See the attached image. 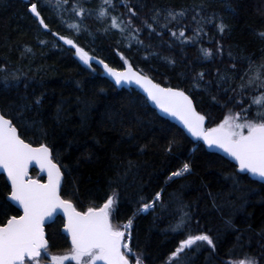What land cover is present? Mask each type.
Returning <instances> with one entry per match:
<instances>
[{
	"label": "trees",
	"instance_id": "16d2710c",
	"mask_svg": "<svg viewBox=\"0 0 264 264\" xmlns=\"http://www.w3.org/2000/svg\"><path fill=\"white\" fill-rule=\"evenodd\" d=\"M31 3L38 4L47 29L30 12ZM55 3L0 0V111L26 142L50 147L63 173L62 198L85 211L113 196V223L132 220L129 257L141 264H237L246 257L264 264V184L193 143L137 90L117 89L59 39H73L115 68L127 61L155 82L186 92L209 128L260 95L253 87L241 92L248 76H239L250 61L254 73L264 59V0H111L115 7L67 0L59 9ZM169 11L184 14L173 20ZM112 17L123 31L111 27ZM70 24H79V31ZM256 110L251 105L248 115ZM184 163L190 171L173 177ZM9 192L0 174V223L20 214ZM144 203L153 206L142 211ZM62 226L61 217L45 225L49 254L71 249ZM202 233L214 248L198 241L172 257L189 234ZM40 260L49 257L42 253Z\"/></svg>",
	"mask_w": 264,
	"mask_h": 264
},
{
	"label": "snow or ice",
	"instance_id": "6c2138e0",
	"mask_svg": "<svg viewBox=\"0 0 264 264\" xmlns=\"http://www.w3.org/2000/svg\"><path fill=\"white\" fill-rule=\"evenodd\" d=\"M66 3L67 0H56L55 6L59 9ZM103 5L115 7L111 0H103ZM29 10L38 18L40 25L46 29L49 27L41 17L37 3H31ZM83 11L80 9L78 14H82ZM107 14V9L102 6L99 16L104 17ZM183 14V12H168V16L173 20ZM69 27L76 31L80 29L79 24H70ZM111 27L120 28L117 17H112ZM217 27L223 33L226 25L221 22ZM120 30L123 31V28ZM180 35L183 36L184 33L181 32ZM260 35L264 38V33ZM59 39L75 48V54L79 60L91 67L93 57L84 48L77 46L73 39L65 36H60ZM27 51L30 52L31 49ZM202 51L205 56L212 55L210 50ZM99 63L114 79L116 85L122 83L139 85L157 107L181 121L192 136L203 139L210 147L216 146L222 149L238 163L240 171H247L264 179V59L256 65L254 73V62L250 61L244 74L239 76L241 81L244 80V76H248L247 82L239 85L241 92L253 87L254 90L260 91V95L251 98L249 108L241 106L239 112L230 109L220 123L209 128L204 126L206 117L196 111L193 100L184 91L172 87H161L147 76L134 71L127 61H125L127 67L123 71L110 67L103 60ZM200 76L202 78L203 74L201 73ZM4 84L5 87L8 86L7 77ZM33 103L40 105L41 99L38 97ZM239 104L243 105L242 99ZM251 105L257 106L254 116L248 115ZM24 107L27 108L28 105ZM33 161L42 171L47 172L46 183L29 177L28 168ZM0 168L7 173L8 180L11 182L8 200L18 203L23 209L22 215H13L7 219L6 223H0V264H40L42 253H47L49 248L45 236V221L57 210H62L66 219L64 230L71 237V250L63 256H51V264H64L68 260L75 261V264H97V262L130 264L129 256L133 253L125 239L126 233L127 238L131 239L129 230L132 227V220L129 219L123 226L113 223L115 198L109 196L100 206L90 205L85 211H78L71 199H64L61 196L63 173L60 166L53 162L50 147L46 144L33 147L31 143L25 142L18 134L13 120L8 118L4 111H0ZM189 171L190 165L184 163L180 170L172 173V176L179 177ZM160 195V192H157L155 199L159 200ZM152 206L153 204L144 203L141 210L147 211ZM198 241L215 247L209 235L189 234L180 242L172 253V257H177ZM136 264H141L138 258ZM237 264H257V262L254 257H246Z\"/></svg>",
	"mask_w": 264,
	"mask_h": 264
},
{
	"label": "water",
	"instance_id": "95a60500",
	"mask_svg": "<svg viewBox=\"0 0 264 264\" xmlns=\"http://www.w3.org/2000/svg\"><path fill=\"white\" fill-rule=\"evenodd\" d=\"M23 1H28V0H23ZM90 56L93 57V60L91 61V65H95L102 73L103 77H105L107 80H109L117 89H126V90H130V89H135L137 90L147 101L148 105L154 109L156 111V113L167 119L168 121H170L171 123L175 124L176 126H178L184 133L185 135L190 138V140L193 142V143H201L202 145H204L205 149L209 152H212V153H216L220 156H222L223 158H225L226 160H228L229 162H231L232 164L235 165L236 167V170L237 172L239 173H242V174H247L251 179L255 180V181H258L262 184H264V179L260 178L259 176H254L253 174L247 172V171H240L239 169V165L238 163L231 157L229 156L226 152H224L222 149H220L219 147H216V146H209L208 144H206L203 139H200V138H197V137H194L192 136V134L184 127V125L181 123V121H179L177 118L169 115L168 113H165L163 112L159 107H157V105L151 101L148 96H147V93L143 90V88H141L139 85L135 84V83H131V84H128V83H122L121 85H116L115 84V81L114 79L109 76L107 74V72L104 70V67L102 64L99 63L100 60H103L102 58H99L95 55H92V54H89ZM104 61V60H103ZM104 63L108 64L107 62L104 61ZM109 65V64H108ZM131 65V64H130ZM110 67H113L111 65H109ZM132 66V65H131ZM127 67V64L126 65H123V67L121 68H116L117 70H125V68ZM115 68V67H113ZM133 70L138 72V73H141L139 72L138 70H136L133 66H132ZM142 74V73H141ZM144 75V74H142ZM144 76H147V75H144ZM149 79H151L154 83L156 84H159L157 82H155L152 78H150L149 76H147ZM161 85V84H159ZM161 87H167V86H163L161 85ZM174 88V87H172ZM178 89V88H177ZM180 90V89H179ZM186 93V92H185ZM187 94V93H186ZM188 95V94H187ZM191 98V97H190ZM192 99V98H191ZM193 100V99H192ZM193 104H194V107L196 109L197 112H199L195 106V103L193 101ZM205 128H206V120H205ZM19 134V133H18ZM26 142V141H25ZM28 143V142H27ZM33 147H38V146H33ZM55 163V162H54ZM31 169H35L39 172V174L44 177V181H40L41 183H46L47 180H48V176H47V172L46 171H42L40 169V166L38 164L35 163V161H33L30 165H29V168H28V175H30V170ZM0 174L4 175L9 186H10V189H11V182L8 180V177H7V173L2 169L0 168ZM34 180V179H33ZM7 199H8V196H7ZM10 201V200H9ZM20 212L19 215H22L23 214V209L18 205V203L14 202V201H10ZM18 215V216H19ZM57 217H61L63 219V226H62V232L69 237L70 239V242H71V237L69 236V234L64 230V223L66 222V219L64 217V214L62 212V210H57L56 213H54V215L49 218L48 220L45 221V225L47 223H50L51 221H53L55 218ZM6 223V222H5Z\"/></svg>",
	"mask_w": 264,
	"mask_h": 264
},
{
	"label": "rangeland",
	"instance_id": "374dc122",
	"mask_svg": "<svg viewBox=\"0 0 264 264\" xmlns=\"http://www.w3.org/2000/svg\"><path fill=\"white\" fill-rule=\"evenodd\" d=\"M127 64H128V62H127ZM124 65H126L125 64V61H124ZM217 125V124H216ZM216 125H214V126H216ZM214 126H212V127H214ZM29 177H31V179H34V180H39V181H44V179H41V176L39 175V173L37 172V174H35V175H29ZM113 197V196H112ZM126 239H127V233H126ZM126 239H125V242H126ZM127 243V242H126ZM70 250L71 249H69L68 251H65V252H63V253H58V254H54L55 256H63V255H65V254H68L69 252H70ZM44 255H45V257L48 255V257H49V260L48 261H46V263L45 264H51V256H53V254H49L48 252L47 253H44ZM129 260H130V264H136V260L137 259H135V260H133L132 258H130L129 257ZM68 261H71V260H68ZM67 261H65L64 263H66ZM73 262H75V261H73ZM40 264H44V262H42V260H40ZM97 264H102V262H97Z\"/></svg>",
	"mask_w": 264,
	"mask_h": 264
}]
</instances>
